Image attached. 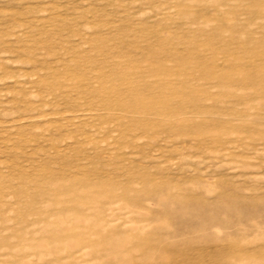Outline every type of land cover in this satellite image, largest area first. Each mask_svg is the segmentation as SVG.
I'll return each mask as SVG.
<instances>
[{
    "label": "rangeland",
    "instance_id": "obj_1",
    "mask_svg": "<svg viewBox=\"0 0 264 264\" xmlns=\"http://www.w3.org/2000/svg\"><path fill=\"white\" fill-rule=\"evenodd\" d=\"M0 264H264V0H0Z\"/></svg>",
    "mask_w": 264,
    "mask_h": 264
}]
</instances>
